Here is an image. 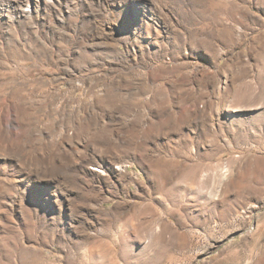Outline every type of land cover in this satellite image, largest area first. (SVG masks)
Returning <instances> with one entry per match:
<instances>
[{
    "label": "rangeland",
    "instance_id": "rangeland-1",
    "mask_svg": "<svg viewBox=\"0 0 264 264\" xmlns=\"http://www.w3.org/2000/svg\"><path fill=\"white\" fill-rule=\"evenodd\" d=\"M46 1L0 0V264H264V0Z\"/></svg>",
    "mask_w": 264,
    "mask_h": 264
},
{
    "label": "bare ground",
    "instance_id": "bare-ground-1",
    "mask_svg": "<svg viewBox=\"0 0 264 264\" xmlns=\"http://www.w3.org/2000/svg\"><path fill=\"white\" fill-rule=\"evenodd\" d=\"M46 2L53 3L52 0H47ZM119 168L122 169V167H119ZM100 171H102V170H100ZM230 171H231V169H230V167L228 165H226L223 168H220V169H217V170L214 171V173L220 177V187H222L224 182H226L228 180V178L230 177V173H231ZM103 173L104 172H102V174ZM159 232H160V229L157 228L154 231V234L156 235Z\"/></svg>",
    "mask_w": 264,
    "mask_h": 264
}]
</instances>
